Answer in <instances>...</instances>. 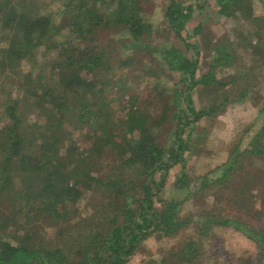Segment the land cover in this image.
<instances>
[{"label":"trees","instance_id":"obj_1","mask_svg":"<svg viewBox=\"0 0 264 264\" xmlns=\"http://www.w3.org/2000/svg\"><path fill=\"white\" fill-rule=\"evenodd\" d=\"M216 2L219 16L246 23L239 43L222 27L202 25L199 42H187L195 9L183 0H165L159 23L151 20L152 0H0V264H129L149 238L183 233L178 247L148 250L147 264H220L226 256L214 248L222 229L255 247L237 263L264 264L257 215L218 207L233 197L241 209L260 210L264 191H252L264 173L252 175L245 162L264 168V119L247 149L237 143L232 160L198 177L195 191L181 168L175 188L185 198L161 195L185 154H198L201 139L191 146L198 124L236 101L230 89L244 98L261 84L251 71L264 69V12L255 15L254 0ZM163 31L175 40L159 42L168 37ZM130 68L149 79L152 100L118 78ZM224 70L232 73L219 77ZM197 87L221 88L222 103L197 109L190 96ZM206 198L215 205L203 206ZM186 202L193 211L183 218Z\"/></svg>","mask_w":264,"mask_h":264},{"label":"rangeland","instance_id":"obj_2","mask_svg":"<svg viewBox=\"0 0 264 264\" xmlns=\"http://www.w3.org/2000/svg\"><path fill=\"white\" fill-rule=\"evenodd\" d=\"M152 1L155 4L153 12L150 15L151 20L155 23H159V21L164 18L163 7L165 6V0ZM183 2L184 5H192L195 9L192 19L186 24L185 31L183 32L184 38L190 44L198 43L200 40V37L196 36L195 34V29L199 25L204 27L205 32L213 28L217 29L222 27L228 31L230 38L236 43H239L237 39V31H240L241 33L248 32L247 25L241 17H238L237 19H226L219 16L216 13V11H218L216 0H183ZM263 8V4H261L258 0H254L255 15H263ZM224 29L218 31V34H221ZM161 34L168 35V37L163 38V40L159 42L165 43L170 40L172 42L175 40V36L170 35L168 32L163 31ZM244 45V42H241L238 45L240 50H242L241 48H243ZM241 57L246 61H250V58L244 53H242ZM202 62L203 59H201V63ZM246 64L248 67H253L255 65V61ZM132 67H136L135 64ZM260 68L261 67L255 66L251 71L254 72V75L257 77V79H260L261 84L259 86L255 85L252 92L250 91L244 98L240 96V90L238 87L230 89V100L236 101L228 104L225 111L218 114L216 117L214 116L210 119L202 120L198 124V128L194 130L192 134L191 146L196 139H201L200 150L197 155L191 151L187 152L185 154L187 160L184 166L178 165L170 171L166 189L164 190V193L161 194L163 197L175 201H180L185 198L182 190L175 188L179 186V178L181 181V168H184V171H186L184 181H189L191 189L195 191L198 177L214 170L219 165H223L232 160V158L230 159V153L237 143L241 147V151H243L244 148L247 149L249 146L251 138L258 135V131L262 126L264 119V114L260 115V109L264 106V69L261 70ZM205 70L206 68L202 67V72ZM133 71L135 70L131 68L126 69L124 72L118 71V78L123 77L127 83V86L129 87L128 89L130 92L133 91L134 93L139 94L142 99L152 100L155 93L152 91L149 92L147 89V82L149 79L135 78V74L132 73ZM231 73V70H224L223 72L218 71L217 75L219 77H227ZM169 81L170 82H168L167 86L171 88L173 86L174 80L171 79ZM160 85L164 87L163 83ZM237 93H239V95ZM221 94L222 90L219 87H197L190 92V96L197 109L208 107L214 103L220 105V103L223 101V99H221ZM117 97L120 98V96ZM123 98V101L126 102L128 99V91L127 94L123 96ZM118 103L119 102L114 103L113 107L118 112V114H120V104ZM158 103L161 104L160 101H158ZM169 130L170 127L167 125L160 133V142L164 145L167 143L166 140ZM260 163L261 162L253 160V165H250L249 160H247L245 162L247 171L251 172L252 175L255 176L256 174L264 173L263 165ZM257 190L262 192L264 191V176H261L260 183L256 184V186H253L252 193L257 194ZM91 201L98 203L99 199L97 201V198H92ZM200 202L202 203L201 200ZM203 202V206L215 205L213 198H206L203 200ZM195 203H197V201ZM193 206H195V204H193ZM218 207L219 209L226 210V215H238L241 218H246L244 214L245 212H249L254 216L257 215V219H259L261 223L264 224V194L260 195L258 198V208L260 210L254 211V209L251 208L241 209L234 203L233 197H231V202H223L222 204L218 203ZM192 211V205H190L189 202H186L181 212V216L185 218V216L190 212L187 215L189 216ZM47 230L48 237H54L56 230L54 228H47ZM184 236L185 233H183L180 238L174 239H156L155 237L149 238L145 243L146 245L142 247L140 251L141 254L132 259L129 264H145L146 260L147 264L149 260V254L147 253L148 250L152 249L154 252L156 247L168 249L170 247H178L182 242H180V240H182ZM216 239L213 242V245H216ZM214 251L218 254H224L226 256L223 258L224 264H245L243 262L237 263L236 260H242L244 256L256 253L253 243L247 237L237 231H234L233 229H222V231L219 233L217 246L214 248ZM231 258L234 259V262L231 260ZM223 263L221 262L220 264Z\"/></svg>","mask_w":264,"mask_h":264}]
</instances>
